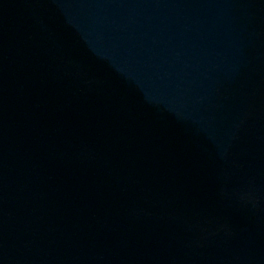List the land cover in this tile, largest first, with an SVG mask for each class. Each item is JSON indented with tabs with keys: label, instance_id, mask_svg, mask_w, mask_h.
<instances>
[{
	"label": "water",
	"instance_id": "1",
	"mask_svg": "<svg viewBox=\"0 0 264 264\" xmlns=\"http://www.w3.org/2000/svg\"><path fill=\"white\" fill-rule=\"evenodd\" d=\"M212 198L264 205V0H0V263Z\"/></svg>",
	"mask_w": 264,
	"mask_h": 264
}]
</instances>
